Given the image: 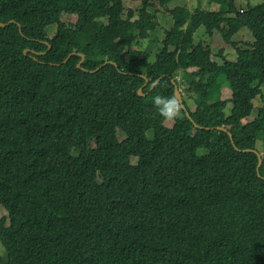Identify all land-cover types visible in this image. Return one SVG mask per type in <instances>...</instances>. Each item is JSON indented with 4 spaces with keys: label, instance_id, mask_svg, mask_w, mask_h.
I'll return each mask as SVG.
<instances>
[{
    "label": "trees",
    "instance_id": "trees-1",
    "mask_svg": "<svg viewBox=\"0 0 264 264\" xmlns=\"http://www.w3.org/2000/svg\"><path fill=\"white\" fill-rule=\"evenodd\" d=\"M201 2L171 10L154 51L149 0L134 21L124 0H0L1 264H264V157L258 171L243 152L264 138V106L243 123L264 85V0ZM201 26L236 61L196 44ZM174 81L198 92L180 90L168 128L152 98Z\"/></svg>",
    "mask_w": 264,
    "mask_h": 264
},
{
    "label": "rangeland",
    "instance_id": "rangeland-1",
    "mask_svg": "<svg viewBox=\"0 0 264 264\" xmlns=\"http://www.w3.org/2000/svg\"><path fill=\"white\" fill-rule=\"evenodd\" d=\"M149 1L153 4V6L148 7L147 12H148V14L155 16L152 20L157 23V27L154 29V31L150 32L149 38L144 40V43H143L144 46H142V47L145 48L147 45L150 47L153 46L154 51H156L160 47L162 40L166 38L167 30H170L171 27L173 26V19L171 16V10L175 9L176 7H183L184 8L185 5L188 6V8H191V10H192V9H195L197 7L198 1L197 0H149ZM191 1H192V3H191ZM201 1H202L201 6H202L203 10H211V11H218L219 10V5L217 3H213V4L209 5V0H201ZM262 1L263 0H236V5H237L238 9L246 10L247 9L246 7H248L249 5L255 6V5L261 3ZM124 6H125L124 18L127 17V13H128L129 9L136 12L135 17L132 19V21H134V20H137L139 18L138 11L143 6V0H124ZM73 17H75V18H73ZM73 17L63 15L61 22H63L66 25H73L74 23H76V20H77L76 19L77 17L75 15H73ZM102 20L104 22L106 21V19H102ZM56 27L57 26L48 27L47 28L48 35H50L52 37L56 33V30H57ZM195 35H196L195 36L196 44L202 42L205 45H209V46L211 45L212 52L215 55H217L221 49H224V57L229 61H232V62L236 61L237 54H236L234 48L231 45H228L223 41L222 35L219 31L214 32V36L211 39L207 36L205 27L201 26L197 30ZM236 41L245 42V43L250 45V43L252 44L254 42V38H253L252 34L247 29H243L238 34V36L236 37ZM156 42H160V43H156ZM140 44H142V42H140ZM138 47H139V45H137V47H135L134 49H137ZM220 62H221V60H220ZM182 78H183V75H182ZM188 86L189 87L187 88V91L185 89H180L181 92L183 91L182 94L185 97H189L187 95V92L190 93L191 91L196 90V87L194 88L195 83H192L191 85H188ZM220 92H221V99L231 98L232 93H231V90L227 84H223L221 86ZM263 100H264V85L261 87L260 95L253 101V103H254L253 114L250 117H248L247 119L243 120V123L251 122L252 120H254L256 118V116L258 115L259 109L264 106ZM187 101L190 103L191 109L194 110L195 104L192 103L191 100H187ZM230 108H231V105L229 104L227 109H226L227 115L230 114ZM173 125H174V121H172V122L166 121L165 122V126L168 128H172ZM147 136L150 139L154 138L152 131H149L147 133ZM118 139H119V141L124 140L125 135L122 134L121 132H119L118 133ZM257 148H258V151L260 152V154L262 155V158H263L264 157V138L259 141V143L257 144ZM202 152L205 153V151H202ZM133 163H136L135 159H133ZM5 215H7L6 210L3 207H1L0 208V217L5 216ZM0 258L1 259L6 258V250H5L4 246L2 245L1 241H0Z\"/></svg>",
    "mask_w": 264,
    "mask_h": 264
},
{
    "label": "clouds",
    "instance_id": "clouds-1",
    "mask_svg": "<svg viewBox=\"0 0 264 264\" xmlns=\"http://www.w3.org/2000/svg\"><path fill=\"white\" fill-rule=\"evenodd\" d=\"M152 103L164 121L172 122L181 116L183 104L177 94L171 96L157 94L152 98Z\"/></svg>",
    "mask_w": 264,
    "mask_h": 264
},
{
    "label": "bare ground",
    "instance_id": "bare-ground-1",
    "mask_svg": "<svg viewBox=\"0 0 264 264\" xmlns=\"http://www.w3.org/2000/svg\"><path fill=\"white\" fill-rule=\"evenodd\" d=\"M198 1V0H197ZM192 2V1H191ZM12 22H10V23H8V24H5L6 26L7 25H9V24H11ZM0 24H2V23H0ZM5 26V27H6ZM0 27H2L1 25H0ZM49 49H50V46H49ZM48 49V50H49ZM28 52H29V50H26L25 52H24V54H28ZM33 54H35V55H40V54H37V53H33ZM45 54V53H44ZM72 56V55H71ZM70 56V57H71ZM70 57H68V59L64 62V64L65 63H67V61L70 59ZM81 57H82V59H81V61H80V63L78 64V68L79 69H81V70H84L83 68H82V64L84 63V60H85V57L83 56V55H81ZM106 64H113V63H106ZM106 64H104L103 66H105ZM115 65V64H114ZM102 66V67H103ZM101 67V68H102ZM101 68H99V69H97L96 71H93V72H91V73H94V72H97L98 70H100ZM85 71V70H84ZM161 81V79H159L153 86H152V88H151V90L152 89H154L155 87H156V85L159 83ZM147 80H146V84L145 85H147ZM174 85H175V92H176V89H177V91L180 93V95H181V99H182V94H181V92H180V89H179V87H178V85L176 84V82L174 81ZM139 95L140 96H142L143 94H142V91L140 90L139 91ZM182 104H183V99H182ZM183 110H185V106H184V104H183ZM187 115L189 116V113L187 112ZM191 119V118H190ZM192 120V119H191ZM195 127L196 128H198V129H201V127H198V126H196L195 125ZM221 131H224V132H227V130L225 129V128H219ZM228 134H229V136H230V139H231V141H232V143L234 144V141H233V136H232V134L231 133H229V132H227ZM243 152H253V153H255L257 156H258V158H259V164H258V167H257V170L259 171L260 170V167H261V165H262V158H261V154L258 152V151H255V150H244Z\"/></svg>",
    "mask_w": 264,
    "mask_h": 264
},
{
    "label": "water",
    "instance_id": "water-1",
    "mask_svg": "<svg viewBox=\"0 0 264 264\" xmlns=\"http://www.w3.org/2000/svg\"><path fill=\"white\" fill-rule=\"evenodd\" d=\"M2 27H5L6 25L5 24H0ZM175 94H177L178 96H180L181 97V95H180V93L177 91V89H176V92H175ZM182 100V99H181Z\"/></svg>",
    "mask_w": 264,
    "mask_h": 264
}]
</instances>
